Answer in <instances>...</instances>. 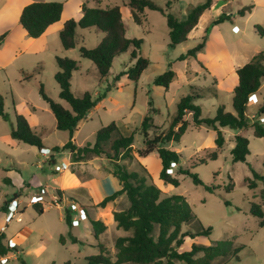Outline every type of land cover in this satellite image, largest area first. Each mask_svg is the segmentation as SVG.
Wrapping results in <instances>:
<instances>
[{
    "label": "rangeland",
    "instance_id": "374dc122",
    "mask_svg": "<svg viewBox=\"0 0 264 264\" xmlns=\"http://www.w3.org/2000/svg\"><path fill=\"white\" fill-rule=\"evenodd\" d=\"M4 1L6 0H0V3ZM30 1L8 0L0 10V36L8 34V38L0 45V97L3 99L4 111L9 115L7 121L0 116V223L4 220V226H7V243H13L17 247L9 261L11 264H87L88 257L100 253L99 243L105 246L108 255L115 261L116 238L128 236L130 233L116 227L112 214L114 210L128 207L127 197H118L113 211L107 207H90L91 199L85 187L79 190L78 195H73L80 203L74 209L71 204L62 207L52 202L51 198L55 195L51 190L55 187L53 179L58 178L65 158L71 160L70 170L74 167L83 179L107 176L111 166L106 158L92 159V163L83 166L72 164L74 161L70 151L62 149L70 135L56 128L55 117L39 93L40 84L48 97L69 108L60 99L59 85L54 79L58 71L56 58L68 57L77 60L79 70L73 72L71 79L73 94L81 97L88 91L94 98L103 94L106 96L79 123L73 136L75 144L80 147L94 144L97 131L103 126L115 123L123 134L134 133L133 147L136 151L143 148V136L139 129L151 107L150 102L157 110L154 114V127L149 130L150 137L169 128L181 98L186 95L201 96L195 99L194 104L201 108L203 118H213L220 105L225 107L226 112L234 113L232 99L237 85L234 66L246 61L248 63L252 57L264 52V34L259 31V28L264 30V0H214L211 9L200 18L199 25L192 31L189 40L175 48L169 46L166 17L158 11L146 9L141 17L142 24L138 25L130 13L128 0H33L63 3V17L68 20L80 19L83 5L102 8L119 6L127 27V37L144 40L141 54L150 62L137 82L127 76L115 81L117 75L134 65L130 51L114 59L110 74L105 78L99 75L90 60L80 57L81 46L93 48L104 37V33L94 28L78 29L79 37L73 49L65 50L58 39L59 45L54 40L45 51L36 54L24 51L15 57L19 47L26 49L30 42V37L23 34L25 31L19 23L20 11ZM152 1L164 8L169 4V11L181 19L187 17L192 6L203 2ZM246 6H253L251 12L244 16L239 15L238 11ZM223 12L230 15L231 19L212 25ZM204 36L205 46L197 52L196 58L178 60L179 56L201 42ZM38 45L36 43L35 46ZM235 53L242 55L235 58ZM170 63L176 77L169 89L165 90L156 86L154 81L169 69ZM260 94V98L256 95L257 105L249 104L247 109L250 125L257 122L258 108L264 98V79ZM16 113L31 117L32 130L42 140L43 151L10 137L11 130L16 126ZM185 119L190 125L181 140L166 145L180 155L179 163L173 166V175L180 181L178 187L165 185L159 179L158 169L161 162L156 153L150 155L145 163H142L138 155L136 160L124 163L129 170L139 171L141 174L144 172L139 164L144 166L152 182L165 195H182L186 198L196 221L184 226L183 232L200 230L198 222L204 228H212L210 236L202 235L194 239L186 237L180 252L189 251L193 243L210 245L230 240L233 248L243 249L237 255L217 258L212 264H264V228L260 227L259 220L250 213L252 203L260 204L264 210V181L255 180L250 171L251 167L264 176V139L255 137L252 127L240 132L249 140L250 154L246 162L233 163L230 152L234 146L233 136L237 131L224 128L226 144L219 150L217 160H210L208 155L216 150L213 129L205 125L196 127L191 114ZM261 124L264 126V122ZM56 147L60 148L57 152ZM37 152H47V157L38 159ZM52 156L55 157L54 163L50 160ZM204 158L207 162L201 164L200 160ZM179 169H188L198 174L203 185L194 184L188 175L177 174ZM248 178L257 182L255 189L248 188ZM230 180L234 183V189L226 192L225 187ZM98 181L104 193H112L114 187L107 179ZM207 186H215L217 189L211 193L206 190ZM41 187H47L49 193L42 196L45 210L39 214L33 208L35 202L32 201ZM15 196L20 202L19 213L11 217L4 209L9 201L15 202ZM225 201H229L231 205H225ZM21 206L27 207L24 213L20 212ZM82 206L87 207L88 215ZM66 210L71 215L72 225L66 221ZM88 218L101 220L107 225L98 240L94 237ZM70 234L79 242L73 243ZM61 236L66 239L64 245L60 243Z\"/></svg>",
    "mask_w": 264,
    "mask_h": 264
},
{
    "label": "trees",
    "instance_id": "16d2710c",
    "mask_svg": "<svg viewBox=\"0 0 264 264\" xmlns=\"http://www.w3.org/2000/svg\"><path fill=\"white\" fill-rule=\"evenodd\" d=\"M214 0H203V2L190 8L186 18H179L169 11L170 5L164 8L152 0H128V7L133 20L136 24H142V14L146 9L158 11L166 17L169 29L171 48L185 43L189 40L190 33L198 26L200 18L211 9ZM82 17L79 20H67L59 33V39L65 50L75 48L77 45L78 29L94 28L102 33L104 37L93 48L81 46L79 48L80 57L90 60L96 67L102 78L109 76L115 58L123 53L130 51L132 67L115 77L119 81L120 77L127 76L130 80L137 82L144 71L149 67V60L142 56L141 47L144 40L139 38L130 39L127 37V27L123 22L121 8L113 7H88L83 5ZM253 6H246L238 11L244 16L251 12ZM64 4L61 2L35 1L25 6L20 14L19 23L32 39L40 38L46 30L61 20ZM231 19L230 15L223 12L211 24L218 25ZM208 28L206 29L207 33ZM263 35L264 30L259 28ZM7 33L0 36V45L7 37ZM206 37L186 54L179 56V61L196 58L197 52L204 48ZM264 52L255 55L250 62L236 70L238 83L233 92L232 105L234 113L226 112L225 107L220 105L213 118H203L201 108L194 104L195 99L200 95H186L181 98L177 113L171 121L169 128L159 134L150 137L149 130L154 127V114L157 112L152 107L145 114L141 128L143 136V148L134 150V133L125 135L115 123L101 127L95 137L94 144H87L79 147L73 140L74 133L78 129L79 123L97 106L98 102L105 98L106 94L94 98L92 93L86 91L81 97H76L71 89V79L73 72L79 70V62L68 57H57L56 63L58 71L54 76L59 85V97L65 101L69 108L55 102L44 91L40 84L39 93L51 109L55 120L56 128L60 131L68 132L70 139L62 146L63 150H68L75 163L88 161L97 157H104L109 160L110 173L118 180L120 190L106 196L97 207L105 208L109 203L118 197L126 195L129 205L125 209L117 210L113 213L116 227L125 232L128 236H120L115 240L116 260L108 255L103 244L99 243L100 253L87 258V264H212L220 257L237 255L243 247L233 248L230 240L215 242L210 245L193 243L189 251L180 252L179 249L184 244L186 237L194 239L206 235L210 236L212 228H204L200 222V230L182 231L186 225L195 223L196 216L186 198L182 195L167 196L152 182L144 166L139 164L144 172L129 170L124 162H132L139 158H145L156 153L161 162L159 179L165 185L178 187L180 181L178 177L169 173L173 166L177 165L180 155L166 147L171 142H179L187 131L190 123L185 117L192 116V122L196 127L207 126L216 132V150L208 155V159L217 160L219 150H221L226 139L220 128H230L236 131H243L249 127L253 128V134L257 138L264 139V126L260 122L250 125L247 116L249 98L255 95L264 79ZM176 77L172 70V63L169 69L157 76L154 83L158 87L168 90ZM16 126L10 132V137L14 140L36 146L42 150V140L33 132L32 127L24 115L15 114ZM264 115V104L258 108V117ZM0 116L4 120H9V115L3 108V99L0 97ZM235 145L231 149L233 163L246 162L250 154L249 140L238 134L234 138ZM56 152L59 147L55 148ZM206 158L201 159L200 163L205 164ZM250 171L255 180L264 181V176L258 174L250 167ZM177 174L188 175L194 184L203 185L198 174L192 173L188 169H179ZM248 188L255 189L257 182L247 179ZM217 187L207 186L206 190L214 193ZM234 189V183L225 187L226 192ZM61 197L60 194H57ZM225 205L230 206L229 201ZM33 208L37 213L44 212L43 206L39 202L33 203ZM82 209L87 213L86 208ZM250 213L259 220L260 227L264 228V210L260 204L252 203ZM66 221L72 225V218L66 210ZM94 237L98 240L107 226L100 220L90 219ZM202 228V229H201ZM73 243L79 242L78 239L70 234ZM60 243L65 244L64 236L60 237ZM17 251V247L6 243V236L0 233V256ZM24 264V263H23ZM69 264V263H67Z\"/></svg>",
    "mask_w": 264,
    "mask_h": 264
},
{
    "label": "crops",
    "instance_id": "0c3cea01",
    "mask_svg": "<svg viewBox=\"0 0 264 264\" xmlns=\"http://www.w3.org/2000/svg\"><path fill=\"white\" fill-rule=\"evenodd\" d=\"M32 2H35V1H33V0H31L29 3H28V5L30 4V3H32ZM8 3V0H6V1H4V2H2V3H0V10H2L3 8H4V6H5V4H7ZM27 6V5H26ZM24 8V7H23ZM23 8L21 9V11L20 12H22V10H23ZM64 11V10H63ZM21 14V13H20ZM64 16V14L62 13V16H61V20L58 22V23H55L54 25H51L47 30H46V32L40 37V38H38V39H32V38H30V42H29V45H28V47H26V49L25 48H23L22 46V48H20L19 47V49L15 52V57H16V55L17 54H20L21 52H24V51H27V52H32V53H34V54H36V53H38V52H41V51H45V50H47L50 46V43L51 44H53L54 42V40L56 41V44L57 45H59L58 44V39H59V33H60V31H61V29L63 28V25H64V23L68 20V18H64L63 17ZM20 17V16H19ZM82 17V16H81ZM79 20V19H78ZM199 25V24H198ZM22 29H23V27H22ZM23 31H25L24 29H23ZM192 33V32H191ZM191 33H190V35H191ZM24 35H27V33L26 32H24L23 33ZM190 35H189V37H190ZM79 37V33L77 32V38ZM8 38V35H7V37H6V39ZM5 39V40H6ZM52 40V41H51ZM102 40V39H101ZM100 40V41H101ZM59 41H60V39H59ZM4 42V41H3ZM36 43H39V45L38 46H35L36 45ZM19 44V43H18ZM17 44V45H18ZM60 46H62V44H61V41H60ZM63 48V47H62ZM242 54H240V55H238L237 53H235V54H233V57H240ZM253 58V57H252ZM189 60H191V59H189ZM250 60V59H249ZM252 60V59H251ZM250 60V61H251ZM250 61H248V62H250ZM245 64H247V61L245 62V63H241L240 65L238 64V65H235L234 66V71H235V73H236V70L237 69H239L240 67H242V66H244ZM237 83H238V77H237ZM262 86V85H261ZM260 90H261V87H260V89H259V91L254 95L255 96V99H256V95L257 96H259V98L260 97H262V95L260 94ZM261 103V102H260ZM264 104V98H263V102L261 103V105H263ZM257 105V104H256ZM261 105H259V106H261ZM253 106V105H252ZM255 106V105H254ZM262 117H264V115L262 116ZM259 118V117H258ZM258 118H257V121H258ZM27 119H28V121H29V123H30V119H31V117H27ZM252 119V118H251ZM31 125V124H30ZM220 130H221V132L223 133L224 132V128H220ZM214 131V130H213ZM240 132H242V131H237L236 132V134L233 136L234 138H235V136L236 135H238V134H241ZM214 134H215V138H216V132L214 131ZM242 135V134H241ZM234 140V139H233ZM232 141V140H231ZM43 144V143H42ZM226 144V143H225ZM234 145H235V142H234ZM44 146V145H43ZM225 146V145H224ZM80 147V146H79ZM234 147V146H233ZM232 147V148H233ZM38 153L39 152H37L36 153V158H37V155H38ZM71 154V153H70ZM154 154V153H153ZM152 155V154H151ZM150 156V155H149ZM148 156V157H149ZM158 156V155H157ZM45 157H47V156H44L43 158H42V160L45 158ZM148 157H145V158H140L141 159V161H143L142 163H145V161L148 159ZM47 159H50V158H47ZM69 160L70 161V164L69 165H67L66 167L63 165V163H64V161L65 160ZM93 159H105V158H102V157H97V158H93ZM159 159V158H158ZM51 162L52 163H54L55 162V157L54 156H52L51 157ZM158 161V164H159V160H157ZM49 163V162H48ZM88 163H92V159L91 160H88V161H83V162H79V163H75V162H72V164H75L76 166H83V165H87ZM71 165V160L69 159V158H65L64 160H63V162H62V167H61V169H60V172H58V178H55V179H53V184H54V186L55 187H52L51 188V190L54 192L53 194H60L61 195V197H59L60 198V204H57V205H62V207H64V206H66L67 207V205L68 204H72V203H76V204H80L79 203V201L77 200V199H74L73 198V195L74 194H76V195H78V193H79V190L81 189V188H83V187H85L87 190H88V192H89V195H90V199H91V205H90V207H92V206H97L98 205V203L99 202H101L106 196H108V195H110V194H108V193H104V191L103 190H101V188H100V182L98 181L99 179H102V180H104V179H107V181H109L110 182V184L114 187V189H113V191H112V193H114L115 191H118V190H120V185H119V182H118V180L111 174V173H108L107 174V176H104V175H102V176H100V178L98 179V178H96V179H93V178H87V179H83V178H81L79 175H78V173H77V171H75L76 169L74 168V167H72V169L73 170H70V168H69V166ZM159 170H161V166H160V164H159V169H158V171ZM160 173V172H159ZM41 189H46V191H47V195H48V191H49V189L47 188V187H41ZM40 189V190H41ZM40 192V191H39ZM73 192H75V193H73ZM111 193V194H112ZM39 194V193H38ZM38 194H35V195H38ZM45 194V195H46ZM14 199H15V204H17V206L18 205H20V202H19V200L17 199V196H15L14 197ZM17 199V200H16ZM54 199V197L53 198H51V200H53ZM118 199V198H117ZM117 199L115 200V201H113L112 203H109L106 207H107V209L108 210H111V211H113L114 210V205H115V202L117 201ZM10 202V201H9ZM8 202V203H9ZM33 202H36V196H34V198H33V201H32V203ZM8 203H7V206H8ZM21 205H23V204H21ZM88 205V204H87ZM7 206L5 207V209L4 210H6L7 211ZM42 206H43V209L45 210V208H44V204H43V202H42ZM109 206V207H108ZM82 207H84V206H82ZM105 207V208H106ZM19 208V207H18ZM21 208V210H20V212L21 213H24L25 211H26V209H27V207H20ZM84 208H87V207H84ZM98 209H99V207H98ZM102 209H104V208H102ZM115 211H117V210H114V212ZM113 212V213H114ZM88 213V212H87ZM88 215V214H87ZM112 216H113V214H112ZM5 219H6V217H5ZM89 219V218H88ZM90 219H92V218H90ZM90 219H89V222H90ZM18 220H20V218H18ZM92 220H95V219H92ZM98 220V219H97ZM113 220H114V217H113ZM101 221V220H100ZM4 220H3V222L2 223H0V228H2V227H6L7 228V226H4ZM104 223V222H103ZM105 224V223H104ZM106 225V224H105ZM107 226V225H106ZM6 229H5V232L3 233L5 236H6ZM101 236V235H100ZM6 243H7V237H6ZM8 244L10 245V246H14V244L13 243H9L8 242ZM18 253V252H17ZM12 255V252L11 253H9V254H7L6 256H4V257H1L0 256V259H2V258H7V259H10V256ZM10 262V261H9Z\"/></svg>",
    "mask_w": 264,
    "mask_h": 264
},
{
    "label": "built area",
    "instance_id": "2783aa9c",
    "mask_svg": "<svg viewBox=\"0 0 264 264\" xmlns=\"http://www.w3.org/2000/svg\"><path fill=\"white\" fill-rule=\"evenodd\" d=\"M249 104L250 105H256L257 104V100L255 99L254 95L249 98ZM252 118H254V117H252ZM258 122L263 123L264 122V117H259L258 118ZM41 151H43V149ZM46 154H47V152H45V153L39 152L38 155H37V158L38 159H42L44 156H47ZM69 164H70V161L68 159L65 160L64 163H63V165L65 167L67 165H69ZM168 172L169 173H173V170H170ZM46 193H47L46 189H41L39 194L36 195V202L41 203L42 202V196L45 195ZM52 202L54 204H60L61 201H60V198H59V196L57 194L54 195V199L52 200ZM75 207H76V203L71 204V208L74 209ZM7 211H8V213H9V215L11 217H14L15 214L19 213L17 204H15V202H10L8 204V206H7ZM5 229H6V227L0 228V233H4ZM0 264H11V263L9 262V259L2 258V259H0Z\"/></svg>",
    "mask_w": 264,
    "mask_h": 264
}]
</instances>
